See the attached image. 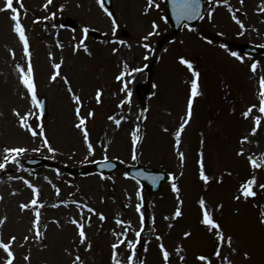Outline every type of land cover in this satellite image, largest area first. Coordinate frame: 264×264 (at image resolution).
Instances as JSON below:
<instances>
[{
  "label": "rangeland",
  "instance_id": "obj_1",
  "mask_svg": "<svg viewBox=\"0 0 264 264\" xmlns=\"http://www.w3.org/2000/svg\"><path fill=\"white\" fill-rule=\"evenodd\" d=\"M206 1L209 7L199 22L202 26L182 29L177 39L164 45L158 55L152 90L146 97L142 114L141 139L136 148L133 132L138 129L139 109L134 89L136 83L145 78L144 65L150 59L155 40L167 31L163 0H154L147 12L148 0H112L109 11L112 10L117 20L115 35L112 18L97 0H52L47 8L44 7L47 0H22L23 8L20 0H14L13 6L18 9L29 40L37 97H45L43 117L19 80L16 65L26 70L28 58L18 34L13 31V13L0 11V162H3L6 147L27 149L17 157L18 162H10L0 169V218L6 217L5 223L0 225V238L8 242L16 236L12 245L14 264H73L76 256H80L83 264H113L111 246L118 240H125L116 249L122 264H126L127 256L133 253V264H136L140 243L135 232L142 227L141 212L136 211L141 197L136 195L137 191L141 193L139 185L128 179L122 168L108 175L69 176L65 172L66 166L91 165L93 161L105 160V156L121 164H134L137 160L162 168L172 177L159 195L149 199L147 230L140 235V264H164L161 243L169 252V264H206L198 259L200 255L208 257L211 264H227L222 257H227L232 264H264V223H261L264 189L259 187L264 184V160L261 159L264 156V114L255 108L248 118L242 116L250 105L259 104L264 53L248 57L234 47L241 42L264 45V12L259 10L264 3L244 0L241 4L240 0H228L225 5L217 4L216 0ZM4 3L5 0H0V8ZM209 11H212L211 19L207 15ZM233 15L242 21L244 28L232 19ZM64 16L77 23L74 30L59 25ZM153 21L158 26L155 30ZM85 27L94 35H86ZM121 29L128 34L122 36ZM153 31L152 36L143 39ZM200 32L215 38L214 43L205 34H198ZM241 32L243 35L239 34ZM217 38L221 41H216ZM82 39L87 51L76 47ZM121 40L125 43L120 44ZM144 44L149 47H143ZM113 48L118 51L113 52ZM233 51L243 59L232 56ZM180 57L189 60L199 72L200 95L194 98L193 115L177 149L174 132L186 115L191 80L195 78L192 70L180 63ZM253 62H258L255 73L251 70ZM56 63H61L59 70L53 67ZM125 63L128 69L124 68ZM132 68L143 70L125 76L124 82H128L132 92L131 102L119 106L126 93L120 91L122 82L117 81L116 76ZM56 71L60 75L52 81L50 77ZM97 89L102 92L100 103L96 101ZM73 93L81 98V115L87 118L85 127L93 145L92 153L88 151L82 131L75 127L78 118ZM14 109L21 116L32 113L27 123L37 132L38 125H43L54 152L43 146L45 137H33L19 125ZM89 111L94 115L88 117ZM255 115H261L262 121L257 133L252 135ZM109 116L124 119L117 126ZM245 135L249 140L241 145L240 140ZM241 147L244 155H237ZM37 148L39 151H33ZM178 150L185 154L183 165ZM201 153L205 173L210 177L207 184L199 176ZM250 155L261 162L254 173L253 170L250 173ZM28 157H43L48 163L30 170L23 164ZM252 176L256 177L253 190L257 195L245 199L240 186ZM24 180L30 181L39 195L38 204L22 212L19 205L30 202L34 195ZM172 181L180 189L179 199L172 191ZM56 188L60 189L59 194ZM237 196L241 198L235 199ZM201 197L225 237H232L231 246L226 240L222 244L221 257L214 254L218 245L215 230L209 231L201 223L203 212L198 203ZM75 202L81 206L77 207ZM83 205L95 212H88ZM36 207L41 213V240L34 239V230L29 231ZM177 207L183 213L173 218ZM99 213L106 219L101 221ZM73 219L85 225L84 244L80 243L79 229L71 222ZM117 219L125 223L117 224ZM125 228L126 238L122 235ZM185 232L191 235L185 237ZM26 235L30 237L27 242L24 241ZM157 236L161 240H157ZM128 240L136 242L135 249L127 247ZM88 243L92 246L90 249ZM177 248L181 250L177 252ZM245 252L249 253L248 257ZM25 256H29V260L26 261ZM5 259L6 253L0 249V264H4Z\"/></svg>",
  "mask_w": 264,
  "mask_h": 264
},
{
  "label": "snow or ice",
  "instance_id": "obj_2",
  "mask_svg": "<svg viewBox=\"0 0 264 264\" xmlns=\"http://www.w3.org/2000/svg\"><path fill=\"white\" fill-rule=\"evenodd\" d=\"M52 2V0H47V3L44 5L45 8L48 7V4H50ZM244 0H240V3L243 4ZM14 0H5L4 6L2 8H0V11H8L10 10L13 15L11 16V19L14 21V26H13V31L15 33L18 34L20 41L23 44V53L25 55V57L28 58V64H27V69L25 70L24 67H22L20 64L16 65V69L19 72V80L20 83L23 85V87L27 90V93L30 94L31 97V103L32 105L36 106L37 108L41 107V101L38 99L37 97V92H36V85L34 83V79H33V66L31 63V52L29 50V40L27 35L25 34V30L24 27L22 26L20 20H19V12L18 9L16 7L13 6ZM97 3L100 4L101 8L103 9V11L109 16L111 17V23H112V33L113 35H115L116 30H117V20L113 17V13L111 11H109L108 8L104 7V2L103 0H97ZM217 4H228V0H216ZM262 3H264V0H262ZM154 4V0H148V4L146 6L145 11L147 12L148 9H150L151 7H153ZM158 7V5H156ZM172 6H173V13L176 16L177 20H181V19H194L197 16H201V12H200V0H172ZM20 7L23 8L24 5L22 3V0H20ZM63 7V6H61ZM261 12H264V7L259 9ZM229 11H231V8L229 7ZM54 15V14H53ZM208 18L211 19L212 18V11L208 12ZM48 17H45V19H47ZM40 18H37V20H39ZM232 19L236 21L237 24L240 25L241 28H244L245 25L242 23L241 20H239L237 18L236 15L232 16ZM157 24L155 21L152 22V28L153 30H155L157 28ZM83 31L85 33L88 32V28L85 27L83 29ZM154 34L153 32H149L148 36L143 37L144 40H147L149 36H152ZM240 35H243V32L239 33ZM120 44H124L125 41H119ZM77 48H84L85 51H87V46L84 44L83 39L80 41V43L76 46ZM143 47L148 48L149 45L148 44H144ZM262 47H264V45H262ZM113 52L118 51V49L113 48L112 49ZM13 55H15L13 53ZM231 55L234 57H237L238 59H243L242 57H240L238 55L237 52L233 51L231 52ZM147 58V57H145ZM62 63V61H61ZM61 63H56L53 65V67L57 70H59L61 68ZM180 63L187 65V67L189 68V70H192V74L193 77H195L194 79L191 80V91H190V95L189 98L187 100V112L185 117L182 118V122L180 123L178 129L174 132V136H175V143L177 146V149L179 148V145L181 144V135L182 132L185 129V126L189 123V121L192 118L193 115V102H194V98L197 97L198 95H200L199 92V85H198V77H199V72L195 71L193 69L192 63L185 59L184 57H180ZM257 63L258 62H253L251 64V70L253 73L256 72L257 70ZM124 68L128 69V65L127 63L124 64ZM143 69L141 68H132L129 72H125V71H121L117 76H116V80L117 81H121L122 82V87L120 89L121 92H125L126 96L123 100L120 101V105L119 106H123L126 103H130L131 102V96H132V92L129 90L128 87V82H124V78L126 75H131L132 73L135 72H140ZM60 75L59 71L54 72L50 79L52 81H55L57 79V77ZM65 83H68L67 78L65 77ZM153 87H156V85H153ZM69 92H72V89L69 88L68 89ZM101 95L102 92L100 89H97L96 91V101L97 103L101 102ZM72 99L73 101H75L77 107L75 109V113L76 116L78 118V123L75 125L76 128L80 129L83 133V140L85 142V144L87 145L88 151L89 153L93 152V145L89 140V132L87 130V128L85 127L86 125V117L81 115V98L78 95H75L73 93L72 95ZM258 100H259V104H253L250 105L245 111L242 112V116L244 118H248L252 113H253V109L258 108V112L260 114H264V76L260 77L259 80V91H258ZM15 115L17 117H19V125L22 128L27 129L28 131L31 132L33 137H36L37 135L41 136V137H45L43 139V146L47 147L49 152H54L55 149L51 147L48 139L45 136V132H44V128L43 125L40 124L38 125L39 128V132H37L36 130H34L31 125H29L27 123L29 117L32 115V113H25L23 116H21V114L19 113V111L17 110H13ZM94 115V112L89 111L87 116L91 117ZM139 118V117H138ZM109 120H113L114 123L119 126L121 123V120L124 119V117H121L120 119H116L114 116H109L108 117ZM261 121H262V116L261 115H255L254 117V125L251 128V134L255 135L257 133L258 128L261 126ZM138 129L136 131L133 132V145L135 146L137 140L139 139L138 135H137ZM249 140V136L245 135L241 138L240 143L241 145H243L245 142H248ZM203 143V141H202ZM107 146H105V150H106ZM27 149L24 147H11L8 148L6 147L4 149V153L5 155L3 156V162H0V169H4L6 167V165L10 162L12 163H16L17 161V157L20 156L21 154H23L24 152H26ZM33 151H39V149H33ZM179 159L181 161V165H183V162L185 160V154L182 151L177 152ZM237 155H244V149L243 147L240 148L239 152L237 153ZM135 151L133 153V159H135ZM105 160L108 159L107 156L104 157ZM262 160H264V156H262L261 158ZM248 160L250 162V164L252 165V167L254 169H258L261 167V162H258V160L256 158H254L253 156H248ZM199 176L200 179L207 184L210 181V177L208 175H206L205 173V165H204V160H203V154L201 153V158L199 160ZM103 178V177H102ZM21 179H23L21 177ZM174 179V177H173ZM24 183L32 189V192L34 193L33 198L31 199L30 202L28 203H21L19 205L20 210L23 212L24 210H30L33 209V206H36L38 204V200H37V196L39 195V190L28 180H24ZM256 184V177L252 176L250 179H248L246 182L242 183L240 186V193L241 195L247 199L248 197H255L257 195V193L253 190V186ZM259 187L261 189H264V184H260ZM172 191L177 193V197L179 199V192L180 189L178 188L177 184L174 182L171 185ZM56 192L57 194H59L60 189L56 188ZM137 197L141 196V193L139 191H137L136 193ZM2 198V197H0ZM241 196H237L235 197V199H240ZM77 203V207H80V203L79 202H75ZM180 203H182V201H180ZM200 208L202 209L203 212V216H202V220L201 223L205 226L208 227L209 231L215 230V236L217 237L218 240V245L215 251V255L217 257H221V246L222 244L225 242H227V244L229 246H231L232 244V237H225V234L221 228V225L216 222L212 216V214L210 213V211L208 210V208L206 207V201L203 197H201L198 201ZM58 206V205H53ZM42 207V205L40 206ZM84 208H87L88 212L90 213H94L95 210L91 207H89L88 205H83ZM141 207L142 205L140 203H138L136 205V211L138 213L141 212ZM182 215V211L180 207H177L174 213V217H180ZM34 216L35 219L32 221V228L29 229L30 232H32L33 230L35 231V235H34V239L36 240H41L43 238V232L41 231L40 228V221H41V213H40V209L39 207H36L34 209ZM262 219H261V223H264V212L261 213ZM99 218L101 221L105 220L106 217L104 216L103 213H99ZM167 219V217H166ZM6 220L5 218H0V225L4 224ZM73 224H75L77 226V228L79 229L78 235L80 238V243L84 244L86 242V233H85V225L84 223H81L79 221H77L76 219H73L71 221ZM125 222L122 220L117 219V224H124ZM128 225L131 224V222H127ZM141 224H143V214L141 213ZM45 228L47 227V225L44 226ZM169 227H171V225H169ZM122 235L127 236V228H125L124 232L122 233ZM141 235V231H136L135 232V236L137 238H139ZM191 233L190 232H185L184 236L188 237L190 236ZM16 236H12L8 242H4V240L2 238H0V249L3 250L4 253H6V259L4 260V264H14V260H15V255L14 252L12 250V245L13 243L16 241ZM30 239L29 236H24V241L27 242ZM157 240H161V237L157 236L156 237ZM125 240H118L117 243L112 244V262L113 264H122L121 260L118 258V253L116 251V249L119 247L120 244H124ZM23 246V245H21ZM136 246V242L132 241V240H128L127 241V247L129 249H135ZM92 246L90 243H88L87 248L90 249ZM162 254H163V259H164V264H169V252L165 249L163 243H161L159 245ZM181 249L177 248L176 251L179 252ZM233 251H235V249H233ZM245 257L249 256V253L245 252L244 253ZM24 259L27 261L29 260V256H25ZM181 260L184 259L183 256L180 257ZM198 259L200 261H205L206 264H211V262L208 260V257L200 255L198 257ZM223 260L227 261V264H232V262L230 260H228L227 257H222ZM133 260H134V253L132 255H128L127 256V262L126 264H133ZM73 264H83V261L81 260L80 256H76L75 260L73 261Z\"/></svg>",
  "mask_w": 264,
  "mask_h": 264
},
{
  "label": "water",
  "instance_id": "obj_3",
  "mask_svg": "<svg viewBox=\"0 0 264 264\" xmlns=\"http://www.w3.org/2000/svg\"><path fill=\"white\" fill-rule=\"evenodd\" d=\"M202 0H200V12L202 15ZM166 17L167 20L170 24V31L164 35L160 41L158 42V48L161 46V44L169 39H171L181 28L183 24H186L187 26H191L196 20H198L201 16H197L194 19H181L177 20L176 16L173 13V6H172V0H166ZM67 23L72 22L68 19H66ZM241 51L247 53V54H255L258 53L260 49L254 48L250 45L242 44L238 47ZM153 62H154V56L151 59V62L146 66L147 70V82L145 85H148L151 80V75H152V67H153ZM144 84H140L138 88H142ZM148 88H145L142 92V95L139 96L140 100H142V96L147 93ZM41 105L44 106V97L41 99ZM42 160H36V159H27L25 160V163L30 166L38 165ZM93 169L96 172H103V173H108L112 171L113 169L118 167V164L108 161V162H100L96 163L93 166ZM89 168L88 167H79L76 169H71L69 168V172H76L78 174H83L88 172ZM126 172L128 173L129 176L135 178L139 183L141 184L142 187L146 189V193H156L169 179V176L162 170L159 169H151V168H146L143 167L139 164L136 166H128L126 167Z\"/></svg>",
  "mask_w": 264,
  "mask_h": 264
}]
</instances>
